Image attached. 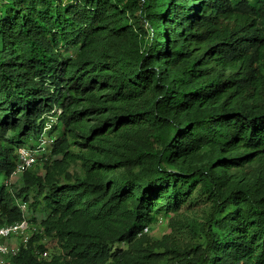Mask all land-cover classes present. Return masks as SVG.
Wrapping results in <instances>:
<instances>
[{
    "label": "trees",
    "instance_id": "1",
    "mask_svg": "<svg viewBox=\"0 0 264 264\" xmlns=\"http://www.w3.org/2000/svg\"><path fill=\"white\" fill-rule=\"evenodd\" d=\"M0 177L10 264H264V0H0Z\"/></svg>",
    "mask_w": 264,
    "mask_h": 264
},
{
    "label": "built area",
    "instance_id": "2",
    "mask_svg": "<svg viewBox=\"0 0 264 264\" xmlns=\"http://www.w3.org/2000/svg\"><path fill=\"white\" fill-rule=\"evenodd\" d=\"M52 145L53 139L44 137L38 147L44 151L48 150ZM37 152L29 148L18 149L19 160L14 175L21 174L31 168L36 163ZM19 209L24 214L26 205H19ZM30 228L31 226L26 219L19 223L0 227V264H10V258L17 253L19 247L28 243L30 236L34 232H31ZM144 232H147V230ZM42 257L46 258L47 253L42 254Z\"/></svg>",
    "mask_w": 264,
    "mask_h": 264
},
{
    "label": "rangeland",
    "instance_id": "3",
    "mask_svg": "<svg viewBox=\"0 0 264 264\" xmlns=\"http://www.w3.org/2000/svg\"><path fill=\"white\" fill-rule=\"evenodd\" d=\"M53 113L58 115L60 112L58 109H55V110H53ZM0 183H3L5 185V187H7L8 189H10V185H12L14 183L17 186H19V184H20L19 180H17V177L12 179L11 181H7V182L4 181L3 177H0ZM185 213H186L185 211L181 212V214H185ZM193 213H197V210L194 209ZM30 226H31V228H30L31 232L37 230V228H36L37 225L36 226L30 225ZM168 233H169L168 219L166 217H162L159 219V222L156 225H154L148 229L146 234L148 235L149 238L159 240L162 238V236H164ZM48 247H49V250L47 252L49 254L52 252H57L56 249L50 248L51 247L50 244L48 245Z\"/></svg>",
    "mask_w": 264,
    "mask_h": 264
}]
</instances>
